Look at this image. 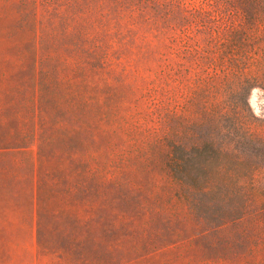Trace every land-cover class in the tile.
Segmentation results:
<instances>
[{
	"label": "rangeland",
	"instance_id": "rangeland-1",
	"mask_svg": "<svg viewBox=\"0 0 264 264\" xmlns=\"http://www.w3.org/2000/svg\"><path fill=\"white\" fill-rule=\"evenodd\" d=\"M176 1L0 0V264H264V0ZM168 136L248 206L198 200Z\"/></svg>",
	"mask_w": 264,
	"mask_h": 264
},
{
	"label": "trees",
	"instance_id": "trees-1",
	"mask_svg": "<svg viewBox=\"0 0 264 264\" xmlns=\"http://www.w3.org/2000/svg\"><path fill=\"white\" fill-rule=\"evenodd\" d=\"M167 1L177 3L176 0ZM167 138V150L162 153L161 162L180 184H188L199 192L198 200L205 201L214 193L215 199L224 201L225 198L231 207L248 206L249 199L240 185L246 171L236 161L233 163L221 147L205 140L184 147L169 139V136ZM227 185L230 187L229 193L223 191V186Z\"/></svg>",
	"mask_w": 264,
	"mask_h": 264
}]
</instances>
